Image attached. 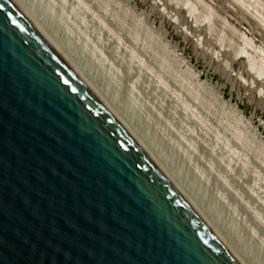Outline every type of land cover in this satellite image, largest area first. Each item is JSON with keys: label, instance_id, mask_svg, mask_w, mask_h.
Masks as SVG:
<instances>
[{"label": "water", "instance_id": "1", "mask_svg": "<svg viewBox=\"0 0 264 264\" xmlns=\"http://www.w3.org/2000/svg\"><path fill=\"white\" fill-rule=\"evenodd\" d=\"M0 264H246L21 0H0Z\"/></svg>", "mask_w": 264, "mask_h": 264}, {"label": "rangeland", "instance_id": "2", "mask_svg": "<svg viewBox=\"0 0 264 264\" xmlns=\"http://www.w3.org/2000/svg\"><path fill=\"white\" fill-rule=\"evenodd\" d=\"M228 1L21 0L221 236L264 264V80L249 67L264 38Z\"/></svg>", "mask_w": 264, "mask_h": 264}, {"label": "bare ground", "instance_id": "3", "mask_svg": "<svg viewBox=\"0 0 264 264\" xmlns=\"http://www.w3.org/2000/svg\"><path fill=\"white\" fill-rule=\"evenodd\" d=\"M252 1H257V0H252ZM261 2H262V0H260ZM264 1V0H263ZM229 2V1H228ZM231 2V1H230ZM229 2V3H230ZM232 2H234L235 4H236V6L234 7V9H236V8H238V7H241L242 9H244L243 10V12L245 11V13L247 12L248 13V15L250 16L249 18H251V19H249V23L248 24H250L251 23V25L253 24V27L255 26V29H257L256 31L257 32H261V33H263V38H264V13L261 11H259V9H258V7H255L254 5L255 4H257L258 2H259V0H258V2L257 3H254V2H252V4H250L249 2H248V0L247 1H245V0H232ZM231 2V3H232ZM251 2V1H250ZM260 3V2H259ZM264 2H262V4H263ZM238 5V6H237ZM264 5V4H263ZM257 6V5H256ZM260 6V5H259ZM240 8H238V10H239ZM262 9V8H261ZM240 11H241V9H240ZM243 12H241V13H243ZM239 12H237V15H239L238 14ZM33 15V14H32ZM245 15V14H244ZM244 15H241L240 14V16L242 17V16H244ZM248 15H247V17H248ZM34 16V15H33ZM239 16V17H240ZM246 17V19H244V21H247L248 20V18ZM35 18V17H34ZM243 18V17H242ZM36 19V18H35ZM251 21V22H250ZM39 23V22H38ZM40 24V23H39ZM225 24V23H224ZM228 24V23H227ZM41 25V24H40ZM247 25V24H246ZM42 27H43V25H41ZM228 27V26H227ZM232 27V26H231ZM250 27V26H249ZM250 28H252V27H250ZM249 28V29H250ZM43 29H44V27H43ZM45 30V29H44ZM259 30V31H258ZM46 31V30H45ZM229 31V30H228ZM254 29H253V32H256ZM257 34V33H256ZM49 35V34H48ZM240 35V34H239ZM258 35V34H257ZM257 35H255V36H257ZM262 35V34H261ZM243 37H244V35H242ZM260 36V35H259ZM240 37H241V35H240ZM243 37H242V39H243ZM261 37V38H262ZM52 38V37H51ZM259 38V37H258ZM245 40H243V41H245L247 44H249L248 46H252L253 45V43H252V40H250V39H248V38H244ZM54 41V40H53ZM243 41H242V43H243ZM55 42V41H54ZM231 43V42H230ZM236 43V42H235ZM245 43V45L247 46V44ZM57 44V43H56ZM254 46V45H253ZM59 47V46H58ZM255 47V46H254ZM254 47H253V49H254ZM60 48V47H59ZM252 48V47H251ZM255 48H257V47H255ZM61 49V48H60ZM241 49V48H240ZM243 49V48H242ZM62 50V49H61ZM252 50V49H251ZM259 51L260 52V54H261V56H262V61H260L261 63H262V65L260 64V65H258L257 64V62L256 61H253L252 59H249L250 60V63H249V67L253 70V72H255L254 74H256L257 75V77H259V78H263V80H264V65H263V61H264V50H262L261 48H257L255 51ZM63 52V51H62ZM240 52V51H239ZM259 52H257V53H259ZM64 54H65V52H63ZM241 54L243 55V54H245V52L244 51H242L241 52ZM66 55V54H65ZM67 56V55H66ZM235 56H237L236 54H235ZM247 55H245V57H246ZM249 56V55H248ZM247 56V57H248ZM68 57V56H67ZM243 57H244V55H243ZM251 57V56H250ZM252 57H254V56H252ZM69 58V57H68ZM70 59V58H69ZM248 60V61H249ZM70 61H71V59H70ZM72 62V61H71ZM256 62V63H255ZM73 63V62H72ZM259 63V62H258ZM74 64V63H73ZM76 67H77V65L76 64H74ZM78 68V67H77ZM79 69V68H78ZM80 70V69H79ZM81 71V70H80ZM82 72V71H81ZM84 75V74H83ZM85 76V75H84ZM86 77V76H85ZM87 78V77H86ZM88 79V78H87ZM93 84V83H92ZM94 85V84H93ZM132 130V129H131ZM133 131V130H132ZM134 132V131H133ZM134 134H135V132H134ZM136 135V134H135ZM137 136V135H136ZM137 138H138V136H137ZM141 142H142V139H140V138H138ZM142 144L146 147V145L142 142ZM147 148V147H146ZM147 150L150 152V150L147 148ZM151 154H152V156L156 159V161L160 164V162L157 160V158L153 155V153L152 152H150ZM160 166L163 168V170L167 173V175L171 178V180L177 185V186H179L182 190H183V188L179 185V183H177L171 176H170V174H169V172L163 167V165L162 164H160ZM184 192H185V190H183ZM186 194H187V192H185ZM188 195V194H187ZM189 197V196H188ZM195 204V203H194ZM196 205V204H195ZM197 206V205H196ZM198 207V206H197ZM203 212V211H202ZM207 218V217H206ZM209 220V219H208ZM210 221V220H209ZM210 223L214 226V228L217 230V228H216V226L210 221ZM218 231V230H217ZM219 233V232H218ZM220 234V233H219ZM221 235V234H220ZM223 237V236H222ZM226 242H227V240H225ZM230 246H231V244L229 243V242H227ZM231 248L236 252V254L239 256V257H241L238 253H237V251L231 246ZM242 258V260L246 263V264H248L244 259H243V257H241Z\"/></svg>", "mask_w": 264, "mask_h": 264}]
</instances>
